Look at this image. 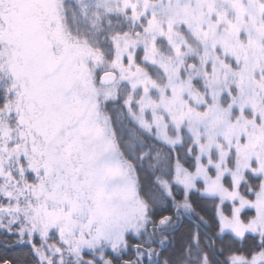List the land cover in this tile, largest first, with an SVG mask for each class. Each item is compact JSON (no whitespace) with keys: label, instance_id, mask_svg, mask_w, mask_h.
Here are the masks:
<instances>
[{"label":"snow or ice","instance_id":"obj_1","mask_svg":"<svg viewBox=\"0 0 264 264\" xmlns=\"http://www.w3.org/2000/svg\"><path fill=\"white\" fill-rule=\"evenodd\" d=\"M0 264H264V0H0Z\"/></svg>","mask_w":264,"mask_h":264}]
</instances>
